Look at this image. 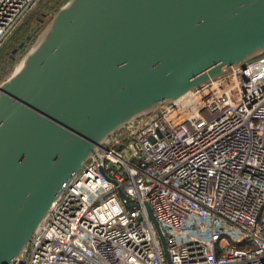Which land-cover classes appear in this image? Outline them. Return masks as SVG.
Listing matches in <instances>:
<instances>
[{
	"label": "water",
	"instance_id": "95a60500",
	"mask_svg": "<svg viewBox=\"0 0 264 264\" xmlns=\"http://www.w3.org/2000/svg\"><path fill=\"white\" fill-rule=\"evenodd\" d=\"M262 55L264 0H66L0 83V264L110 137Z\"/></svg>",
	"mask_w": 264,
	"mask_h": 264
},
{
	"label": "built area",
	"instance_id": "2783aa9c",
	"mask_svg": "<svg viewBox=\"0 0 264 264\" xmlns=\"http://www.w3.org/2000/svg\"><path fill=\"white\" fill-rule=\"evenodd\" d=\"M41 1L0 0V48ZM23 264H264V55L110 137Z\"/></svg>",
	"mask_w": 264,
	"mask_h": 264
},
{
	"label": "trees",
	"instance_id": "16d2710c",
	"mask_svg": "<svg viewBox=\"0 0 264 264\" xmlns=\"http://www.w3.org/2000/svg\"><path fill=\"white\" fill-rule=\"evenodd\" d=\"M66 0H42L37 7L20 25L10 39L0 48V83L8 78L14 68L15 61L18 55L23 52V49H19L16 53L15 58H12V49L16 46L15 43H20L24 40L26 45L33 42L40 31L43 20L44 12L47 9L58 10L59 7L64 4ZM54 4L50 7V4ZM30 36L31 39L27 40L26 37ZM13 43V44H12ZM25 45V46H26Z\"/></svg>",
	"mask_w": 264,
	"mask_h": 264
},
{
	"label": "rangeland",
	"instance_id": "374dc122",
	"mask_svg": "<svg viewBox=\"0 0 264 264\" xmlns=\"http://www.w3.org/2000/svg\"><path fill=\"white\" fill-rule=\"evenodd\" d=\"M63 5V4H62ZM61 5V6H62ZM60 8V7H59ZM47 11V13H48V15H45L44 16V21H43V24H42V27H41V29H40V31L38 32V35L44 30V28L49 24V22L51 21V19H52V17H53V15H54V13L57 11V10H55V9H47L46 10ZM45 11V12H46ZM44 12V13H45ZM35 41V40H34ZM34 41L33 42H30L28 45H26V46H24V48H23V52H21V54L20 55H18V57H17V59H16V61H15V66H14V68H13V70H12V72L10 73V75L8 76V77H10L11 76V74L14 72V70L19 66V64H20V62H21V60H22V58L25 56V54L31 49V47H32V45H33V43H34ZM126 158L128 159V158H130V156L128 155V154H126Z\"/></svg>",
	"mask_w": 264,
	"mask_h": 264
},
{
	"label": "flooded vegetation",
	"instance_id": "af4514ba",
	"mask_svg": "<svg viewBox=\"0 0 264 264\" xmlns=\"http://www.w3.org/2000/svg\"><path fill=\"white\" fill-rule=\"evenodd\" d=\"M39 5H40V4H39ZM39 5H38V7H39ZM53 6H54L53 3L50 4V7H53ZM26 38H27V37H26ZM27 40H28V39H27ZM22 41H24V40H22ZM22 41H20V43H21ZM20 43H17V44L15 43L16 46L12 49V55H11L12 58H15V55H16V53L19 51V49H23V48H24V47H23V48H19V44H20ZM12 44H13V43H12ZM25 45H26V42H25ZM25 45H24V46H25ZM16 49H17V51H15Z\"/></svg>",
	"mask_w": 264,
	"mask_h": 264
}]
</instances>
